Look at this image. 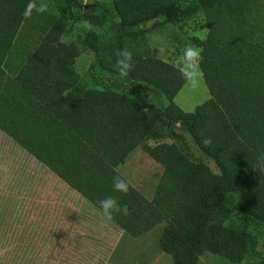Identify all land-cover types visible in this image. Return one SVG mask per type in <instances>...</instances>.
Segmentation results:
<instances>
[{"label": "trees", "instance_id": "1", "mask_svg": "<svg viewBox=\"0 0 264 264\" xmlns=\"http://www.w3.org/2000/svg\"><path fill=\"white\" fill-rule=\"evenodd\" d=\"M63 1L60 16L40 29L35 45L13 55L30 0H0V128L97 208L106 196L126 204L127 214L111 220L130 235L163 223L159 247L172 264H198L206 252L236 262L255 253L257 264H264L258 250L264 227V0H194L207 25L197 43L209 97L192 111L173 101L161 105L159 89L135 75L143 53L129 49L134 68L124 78L115 69V53L125 48V36L142 35L193 8H182L181 0H108L84 8L83 19L94 26L85 42L95 56V88L74 69L77 46L60 39L66 15L80 6ZM109 28L118 33L107 36ZM176 123L218 172L175 142L147 145L163 168L147 199L116 167ZM114 176L129 183L127 194L114 191Z\"/></svg>", "mask_w": 264, "mask_h": 264}, {"label": "rangeland", "instance_id": "2", "mask_svg": "<svg viewBox=\"0 0 264 264\" xmlns=\"http://www.w3.org/2000/svg\"><path fill=\"white\" fill-rule=\"evenodd\" d=\"M80 6L66 15V26L60 39L75 44L79 55L74 69L84 76L88 87L99 88L91 66L94 52L86 44L89 27L83 19L84 8L108 0H77ZM37 8L23 22L14 40L13 55H24L39 38L42 27L60 16L63 0H34ZM83 5V6H82ZM181 7L193 11L178 20L166 22L134 38L124 37L128 49L145 55V63L135 75L148 79L159 89L161 105L173 101L185 111L209 97L202 75L197 82L186 80L176 64L187 43L198 45L207 34L204 10L194 0H181ZM118 33L109 28L107 36ZM17 58V55H16ZM92 67V72L89 69ZM11 72V70H8ZM200 71V69H199ZM99 81V80H98ZM166 136L146 140L136 146L116 167L142 196L150 199L162 174V165L146 152L145 146L175 142L192 159L206 163L218 172L215 163L194 144L190 135L176 123ZM163 223L139 236H132L113 220L105 218L87 198L71 187L48 165L21 146L0 128V264H172L171 258L159 247ZM258 250L264 252V227ZM255 253L241 261L203 253L198 264H257Z\"/></svg>", "mask_w": 264, "mask_h": 264}, {"label": "clouds", "instance_id": "3", "mask_svg": "<svg viewBox=\"0 0 264 264\" xmlns=\"http://www.w3.org/2000/svg\"><path fill=\"white\" fill-rule=\"evenodd\" d=\"M46 5H40L38 8L34 0H30L29 5L26 6L25 16L28 17L32 9L37 11H45ZM89 28L94 27L90 22H86ZM117 59L115 62V69L120 77H127L134 68L133 54L127 48L118 49L115 53ZM203 60L202 49L197 46L187 43L180 56L177 57L176 64L181 71V75L190 82H197V76L202 75L199 71V65ZM205 143H211L210 140H205ZM114 191L127 194L129 191V183L120 176H114L112 181ZM99 210L101 214L111 220L116 214H127L128 208L126 204H121L115 197L106 196L98 201Z\"/></svg>", "mask_w": 264, "mask_h": 264}]
</instances>
